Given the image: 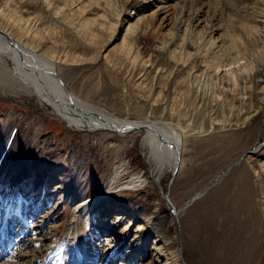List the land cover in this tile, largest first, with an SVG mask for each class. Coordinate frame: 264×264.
<instances>
[{
    "label": "rangeland",
    "instance_id": "374dc122",
    "mask_svg": "<svg viewBox=\"0 0 264 264\" xmlns=\"http://www.w3.org/2000/svg\"><path fill=\"white\" fill-rule=\"evenodd\" d=\"M32 1L35 4L38 0ZM131 1L126 8L128 17L117 23L115 42L104 49L101 36L94 37V44L90 43L89 35H79L69 20L49 14L48 8L39 2L37 6L24 7L29 11L24 17L36 16L37 20L40 16L36 22L39 25L32 27L39 29L42 36L38 35L44 38L43 49L39 51L54 46L58 73L65 86L80 99L117 118L159 121L182 134L181 168L169 190L182 214L180 220H167L170 234L168 244L162 245V257L153 254L151 248L156 240L151 239L143 263L155 264L152 263L155 260L157 264H176L171 254L179 247L180 232L186 264H229L232 258L234 264H264V225L262 239L252 246L238 243L232 247L235 251L232 257L229 241L230 216L236 210L242 213L237 218L235 234L238 237L247 230L243 221L247 183L240 178L241 174L248 172L254 176L255 170L264 173V0H190L181 6L184 15L178 10L173 13L174 25L161 28L160 20L147 23V30L134 39L139 51L135 62L118 46L126 36L128 23L144 15L152 18L157 6L148 3L150 6L139 7L135 4L142 0ZM92 6L93 10L85 14L86 19L108 17L104 4ZM185 24L189 26L187 31ZM105 36H108L106 29ZM181 37L186 44L183 45ZM164 43L170 47L168 53L176 51L175 56H161L155 50ZM217 58L222 59L223 66L215 73L211 63L206 67L203 62ZM26 78L12 53L0 49V152L5 132L15 134L5 157L7 165L0 175V197L10 201L13 190L8 183L10 179H20L21 206L39 212L35 215L34 234L26 236L20 248L17 242L10 258L18 251L32 255L36 250L43 252L44 257L50 256L52 248H58L62 238L73 229L75 219L64 190L72 181L74 164L106 177L119 162L131 161L132 169L146 173L141 131L119 136L111 131L86 132L70 127L63 121L55 100L46 99L40 104L34 97H15ZM29 83L35 84L33 80ZM170 176L171 172L163 177V191ZM251 180L253 188L259 186L255 176ZM197 193L198 197L192 199ZM8 194H12L10 199ZM263 199L260 192L258 206H262ZM131 200L138 204V209L147 208L150 216L169 215L157 186L150 181ZM51 210L52 216L42 220ZM96 216L83 222L85 243L81 242L80 234L78 246L98 244L103 238L100 236L97 241L91 229ZM107 226L108 221L103 227ZM17 235L18 241L21 232ZM38 237L43 240L35 242ZM25 241L30 244L28 247L23 245ZM243 250L250 251L247 258L250 261L243 263ZM73 252L71 261L78 259V264H88V254L80 257V251ZM10 258H0V264H9ZM121 262L122 259L116 264ZM41 264L50 263L44 259Z\"/></svg>",
    "mask_w": 264,
    "mask_h": 264
},
{
    "label": "bare ground",
    "instance_id": "6f19581e",
    "mask_svg": "<svg viewBox=\"0 0 264 264\" xmlns=\"http://www.w3.org/2000/svg\"><path fill=\"white\" fill-rule=\"evenodd\" d=\"M189 1L190 0H142L139 3H136L135 5L139 7L142 4L145 6L148 3H155L157 10L151 15L152 18L149 17L150 15H147L148 17L144 15L138 17L135 21L128 23L125 32L126 36L118 46L119 50L120 47L123 50L125 49V51H122L124 52L123 54L126 55L128 59L131 58L133 62L138 60L139 51L134 45V39L135 37H141L142 32L147 30V23L160 20L161 28L174 25L175 22L173 21V18H171L174 15L173 13L178 10V13L184 15L181 6H184ZM38 2L39 5L43 4L48 8L49 11L47 12H49V14L59 16L60 20L61 18L62 20L64 18H66L67 21L69 20V24H72V29L81 33L79 35H82V33L89 35L90 40H92L90 43L94 44L96 42L94 41V37L98 38L101 36L102 38L100 39H103L105 42L103 49L115 42V31L118 28L117 23H121L128 17V13L126 14V8L132 3L131 0H38L33 4L32 0H0V49L10 51L13 55V60L21 65L27 75L26 81L20 85L21 89L17 92V96L15 97L19 98L24 95L34 97L37 98L40 104L46 99H53L59 106L63 121H65L70 127L86 132H100L99 130L106 132L111 131L119 136H123L124 134L135 131L118 133L113 130L115 126L125 128L128 126L131 127L137 125V127H139V125H148L162 135L164 138L163 142L166 144H162L156 137L154 131L150 128L136 130L141 131L139 134L141 133L143 135L141 153L146 165V173H143V170L132 169L131 161L129 163L119 162L114 169L106 175V177L101 174L99 175L97 172H91L90 169L85 171L83 170V166L82 168L76 167V164H74L72 181L64 190L66 201L69 206H71V212L75 219V222L71 225L73 229L69 230L68 236L63 237L61 242L59 241L60 244L58 248H52L50 246L52 248L50 256L44 257L45 255L43 256V252L39 250H36L34 253L32 251V255L31 252H29V254L27 252L24 254L23 252L18 251V254H14L7 263L41 264L45 259L50 264H78L79 260L76 258L75 262L74 260L71 261L73 258V255L71 257V254L75 250L78 252L80 251V254H78L80 257H86V254H88V264H96L97 261H101V264H116V261L120 259H122V262L117 264H144L143 262L148 253V242L151 239L156 240L153 243V248H151L153 254H158L162 257V245L168 244L170 234L167 220L168 218L172 221L179 219L182 212L176 207L170 196L165 198V191L161 188V183L166 173H172L176 163V157L179 166L175 177H177L180 172L182 134L171 125L159 121L133 122L117 118L112 114L83 101L72 93L65 86L58 73V68L54 60L56 59L54 46L49 47L44 52L39 51L40 49H43L44 38L38 35V28L37 31L32 27L36 24L37 20L40 21V16L37 17V20L35 18L36 16L24 17L25 14L29 13L24 7L28 5L37 6ZM93 3L98 7L104 4V9L109 13L108 17H100L93 20L86 19L85 14L93 10ZM119 4L121 7H119ZM140 13L142 14V12ZM115 16L116 18L114 22L112 20ZM74 20H76V22H73ZM183 26L184 24H182L181 28ZM187 27L189 26H186L185 24L184 31H187ZM105 29L108 32V36L103 38V32ZM181 38L183 45L186 44V39L183 37ZM170 44L171 43H169V46H171ZM167 45L168 43L166 46L164 43L163 47H157L155 50L159 51L161 56L170 54L168 53L170 52V47H167ZM118 47L115 46V48ZM175 54L176 51L172 49L170 57L175 56ZM203 63L206 67L211 63V67L215 73H217L220 66H223L221 58H217L216 60H213V62L209 61L208 63ZM232 79L235 82L236 79L234 75L232 76ZM30 80H33L35 84H30ZM14 135L15 134L12 131L5 132L3 147L0 152V175L3 173V170L7 165L8 160H6L5 157L10 151L9 142ZM261 171H254V176L259 181V186L254 188L251 184V178L254 176H251V174L248 175V172H245L240 176L243 182L245 181L247 183L245 195L246 201L244 200V207L242 206L245 209H243L246 214L245 216L243 215V221L246 223L247 230L244 234L237 237L234 229L236 227L237 218L239 217L240 219L242 211L239 213V211L236 210V213H239L238 216H236V213L233 215L229 213L231 214V220L229 223L231 257L233 252H235L232 247L237 246L238 243L240 246H252L253 243L262 239L264 201L262 202V206L260 204L258 206L259 202L257 200V195L260 192L263 194L264 198V173ZM149 181L152 182L153 185L155 184L158 188L159 194L162 197V203L169 211L167 218L161 215L150 216L147 208L138 209V204L136 202H131V198L142 192L149 184ZM19 183L20 179H10L8 185L9 188L13 190V197L10 201H6L7 203L5 205L8 210H12L13 205H17V229L18 232H21V236H19L21 238H18L17 241L18 245L26 236L34 234V228H36L35 222L37 221L35 215L39 213H34V210L30 212L29 206L26 205L19 208V202H21L22 199L18 188ZM4 203L5 202L0 201V209L5 208ZM105 205H107L106 208H104ZM33 209H37V207H34ZM135 210H137V212H135ZM52 212L54 211L51 210L49 213H46V216L43 215L41 217L42 220L45 217H48V215L52 216ZM231 212L233 211L231 210ZM32 213L34 215H32ZM95 214H97L96 222L91 224V229L94 232L93 235L97 241H99L100 236H103V238L98 244L93 242L91 245L80 244V246H78L79 244L77 240L80 238L81 242L85 243L82 237L84 232L83 222H90ZM109 214H111V216L108 218ZM127 220L128 222L126 224ZM107 221L108 226L104 228V222ZM6 229V226L0 228V242L4 240L3 233ZM55 230L57 232L58 227H55ZM197 233L198 230L196 229L195 234L197 235ZM35 235H37V233ZM79 235L80 238L78 237ZM39 239L43 240L38 237L37 240L35 239V242H38ZM26 241L23 245L28 247L30 244L26 243ZM157 243L160 244L159 247L156 246ZM2 245H4V243ZM20 247L21 246H19V248ZM251 252H253V250H251ZM171 255L174 256L173 260L176 264H183L182 259L184 260V254H182L183 256L181 259L178 246H176L175 251ZM249 256V250L242 251L243 263L248 260L250 261V259H247ZM234 259L235 258H232V261ZM232 261L229 262V264H231ZM152 263L157 264L158 262L153 260ZM166 264L173 263L167 262ZM232 264H234V262Z\"/></svg>",
    "mask_w": 264,
    "mask_h": 264
},
{
    "label": "water",
    "instance_id": "95a60500",
    "mask_svg": "<svg viewBox=\"0 0 264 264\" xmlns=\"http://www.w3.org/2000/svg\"><path fill=\"white\" fill-rule=\"evenodd\" d=\"M142 128H145V129H147V128H150V129H152L150 126H148V125H139V127H137V125L136 126H131V127H117V126H115V128L113 129V130H115L116 132H118V133H125V131L126 132H130V131H134V130H138V129H142ZM153 131H154V133H155V135H156V137L158 138V140L162 143V144H166L165 142H163V137H162V135L158 132V131H155L154 129H152ZM178 161H177V157H176V163H175V166H174V168H173V170H172V173H171V176L169 177V179H168V182H167V185H166V189H165V198H168L169 197V190H170V187H171V184H172V181H173V179L175 178V175H176V173H177V171H178ZM198 195H199V193H197V194H195V195H193V197H192V199H194V198H196V197H198ZM166 200V199H165ZM186 205H188V204H186ZM173 209V208H172ZM176 216V215H175ZM177 220V219H176ZM179 238H180V244H179V255H181V259H182V245H181V241H182V239H181V233L179 232ZM182 262H183V264H185V261L182 259Z\"/></svg>",
    "mask_w": 264,
    "mask_h": 264
}]
</instances>
